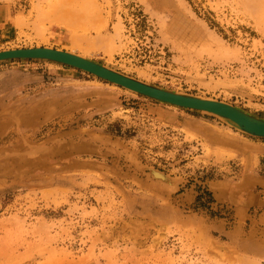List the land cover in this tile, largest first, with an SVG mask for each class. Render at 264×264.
Masks as SVG:
<instances>
[{
	"label": "rangeland",
	"instance_id": "374dc122",
	"mask_svg": "<svg viewBox=\"0 0 264 264\" xmlns=\"http://www.w3.org/2000/svg\"><path fill=\"white\" fill-rule=\"evenodd\" d=\"M0 6V52H69L264 120V0ZM236 132L67 66L0 63V264H264L211 226L234 222L214 184L248 163L214 142L264 143Z\"/></svg>",
	"mask_w": 264,
	"mask_h": 264
},
{
	"label": "crops",
	"instance_id": "0c3cea01",
	"mask_svg": "<svg viewBox=\"0 0 264 264\" xmlns=\"http://www.w3.org/2000/svg\"><path fill=\"white\" fill-rule=\"evenodd\" d=\"M7 24L9 11L0 6V30ZM232 129L234 133L237 131ZM214 147L232 151L240 160L245 157L248 163L237 182L227 180L214 184V199L232 208L234 222L228 225L218 219L212 222V229L230 245L234 257L245 255L264 262V165L261 163L264 143L227 135L217 139ZM255 153L258 156L253 157Z\"/></svg>",
	"mask_w": 264,
	"mask_h": 264
},
{
	"label": "water",
	"instance_id": "95a60500",
	"mask_svg": "<svg viewBox=\"0 0 264 264\" xmlns=\"http://www.w3.org/2000/svg\"><path fill=\"white\" fill-rule=\"evenodd\" d=\"M12 61H47L67 66L97 77L132 93L157 102L200 113L223 120L242 134L264 140V120L255 118L244 111L224 102L204 99L192 95L170 92L77 55L48 48L17 49L0 52V63ZM158 175V174H156ZM165 180L163 176H157Z\"/></svg>",
	"mask_w": 264,
	"mask_h": 264
},
{
	"label": "bare ground",
	"instance_id": "6f19581e",
	"mask_svg": "<svg viewBox=\"0 0 264 264\" xmlns=\"http://www.w3.org/2000/svg\"><path fill=\"white\" fill-rule=\"evenodd\" d=\"M36 49V48H35ZM49 49V48H48ZM54 50V49H53ZM10 51V50H9ZM60 51V50H58ZM65 52V51H64ZM69 53V52H68ZM72 54V53H71ZM75 55V54H74ZM78 56V55H77ZM80 57V56H79ZM83 58V57H82ZM86 59V58H85ZM88 60V59H87ZM91 61V60H90ZM93 62V61H92ZM107 68V67H106ZM90 75V74H89ZM95 77V76H94ZM97 78V77H96ZM174 188V187H173Z\"/></svg>",
	"mask_w": 264,
	"mask_h": 264
}]
</instances>
